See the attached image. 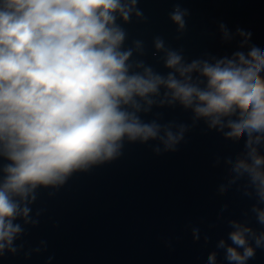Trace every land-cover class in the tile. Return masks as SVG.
<instances>
[{"label":"clouds","instance_id":"obj_1","mask_svg":"<svg viewBox=\"0 0 264 264\" xmlns=\"http://www.w3.org/2000/svg\"><path fill=\"white\" fill-rule=\"evenodd\" d=\"M136 3L0 0V156L9 161L0 181V253L15 251L13 241L22 228L14 221L28 222V205L38 187L63 185L74 171L115 159L125 137L159 139L165 150L175 149L185 126L175 133L166 127L161 136V125L138 115L156 102L161 88V103L179 102L210 129L227 128L226 138L247 135L245 156L232 170L248 177L264 203V155L258 150L264 144V49L253 46L247 54L185 63L156 38L155 48L165 52L171 71L161 75L141 62L136 67L142 71L130 72L132 50H121L126 33L116 19L118 14L127 22L133 12L142 16ZM185 15L177 7L170 18L183 29ZM136 47H142L139 41ZM253 212L264 225V208L254 206ZM230 224L229 239L236 247L223 240L218 247L225 248L230 264H246L255 254L248 237L261 247L264 233L257 236L239 222ZM209 261L215 264V253Z\"/></svg>","mask_w":264,"mask_h":264},{"label":"water","instance_id":"obj_2","mask_svg":"<svg viewBox=\"0 0 264 264\" xmlns=\"http://www.w3.org/2000/svg\"><path fill=\"white\" fill-rule=\"evenodd\" d=\"M177 7L186 10L183 29L170 18ZM136 8L142 16L116 19L126 33L121 50H132L130 72L142 71L136 67L141 62L161 75L171 71L165 52L155 48L156 38L185 63L264 49V0H137ZM164 92L138 115L161 125V136L166 127L175 133L185 126L175 149L165 150L159 139L125 137L115 159L74 171L63 185L38 187L28 222L14 221L22 228L15 251L0 253V264H210L212 253L215 264H230L218 244L236 247L229 239L231 221L257 236L264 233L253 212L264 203L248 177L232 170L245 156L247 135L226 138L227 128L210 129L179 102L161 103ZM258 150L264 155V144ZM7 163L0 156V181ZM248 243L255 254L246 264H264V246L257 247L251 236Z\"/></svg>","mask_w":264,"mask_h":264}]
</instances>
